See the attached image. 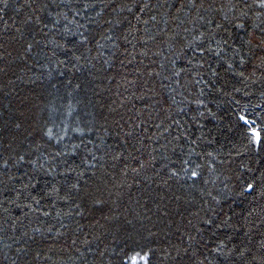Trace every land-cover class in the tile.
Segmentation results:
<instances>
[{
  "label": "snow or ice",
  "instance_id": "obj_1",
  "mask_svg": "<svg viewBox=\"0 0 264 264\" xmlns=\"http://www.w3.org/2000/svg\"><path fill=\"white\" fill-rule=\"evenodd\" d=\"M169 18L180 31L160 27ZM150 21L155 31L137 35V24ZM150 42H171L147 72L151 87L138 59L151 51ZM256 84L264 92V0H0V96L15 93L11 118L0 111V264L74 258L93 264L87 253L94 241L121 217L133 225L126 213L135 209L123 191L132 186L116 175L149 168L147 179L172 192L177 211L182 202L187 214L161 230L145 224L152 221L149 199L137 198L146 210L135 218L147 234L129 233L132 242L121 245L114 264H127L125 257L144 264H264V211L249 201L256 192L264 197V168L238 164L234 181L202 187L210 183L204 169L218 173L232 163L203 147L213 142L204 139V121L216 116L209 105ZM146 96L151 104L128 107ZM235 115L249 147L264 150V121L257 127L239 109ZM152 183L135 187L148 192ZM157 210L170 216L167 206ZM97 249L99 257L108 251Z\"/></svg>",
  "mask_w": 264,
  "mask_h": 264
},
{
  "label": "trees",
  "instance_id": "obj_2",
  "mask_svg": "<svg viewBox=\"0 0 264 264\" xmlns=\"http://www.w3.org/2000/svg\"><path fill=\"white\" fill-rule=\"evenodd\" d=\"M10 2L15 5L16 0H10ZM15 15V11L10 8L8 10V16ZM143 19H149V13L145 12ZM169 20L170 22L168 25L161 23L160 27L168 28L170 34L171 30L174 28L177 31H180V29L177 28V24L172 23L171 18H169ZM253 20H255V15H253ZM133 23H136V21H133ZM137 27L141 29L140 33H136L137 35H143L142 30L147 27H152L155 31V26L151 21L148 25H144L142 23L137 24ZM170 43L171 42H164L156 44L155 42H150L151 51L148 52V55L144 57H138V59H143L144 63L143 65L139 66V70L145 72V80H147L149 87L152 86L153 82L152 80L148 79L147 72L157 68L158 63L163 61L165 53L171 51V48L169 47ZM139 51H145V49L140 48ZM156 51L161 53L160 56L152 55V53ZM105 55H107V52H105ZM153 60L157 61V64H153ZM145 65H147V68L144 67ZM133 68V65H129L128 71L130 74H134L131 72ZM19 88H24L27 91V87L23 84H18L17 90ZM132 90L136 91V89ZM120 91H123V89H120ZM244 91L246 94L237 93L232 99H230L228 96H217L213 98L214 102L209 105V107H211L216 113V116L214 119L210 118L204 121L206 133L204 139L205 141L212 139L213 142L211 144L205 143L203 147L208 151H213L214 154H218V158L232 161L230 165L226 163L225 165L220 166V172L224 173L223 175H220V172L213 173L207 169H204V179L210 181V183L208 185H202V187H206L209 190L219 187L221 181L226 183L229 182L227 179L229 176H232L234 181L235 171L233 170L237 169L238 164H242L245 167H250L253 169L264 168V150L259 148H250L248 143L244 140L239 130L235 126V113L237 109H239L240 112L246 115L249 119H255L257 121V127L261 126L260 121H264V92H262L260 84L252 85L251 88L245 89ZM137 94L145 95V92L141 90L138 91ZM14 95L15 93L8 96H0V111L5 113L4 118L6 119L11 118V107L15 103ZM113 99H115V97H113ZM237 100L239 103H236ZM151 103L152 101L148 100L147 96L144 100H136L133 98L132 103L129 104L128 107H132V104H134L135 108L133 109V112H135L142 106ZM120 111L124 112L125 109H121ZM128 114L132 115L133 113ZM144 118H148L147 112L144 113ZM152 118L155 119L154 113ZM154 131L155 129H150V133ZM199 134L200 133L197 132V135ZM148 143H151L153 148L156 147V144L151 141L145 142L146 145ZM137 147H140V145L137 144ZM149 150L150 149L147 147L141 148V151L145 153ZM238 152L243 153V155H238ZM153 171V169L149 168L147 171H142L140 176H136L134 173L129 171V175L126 179L120 177L117 174L118 169L114 171V174H117V182L124 181L126 184L132 186L130 192L127 187L123 191L125 192L124 199L128 203L129 208L135 209V212L129 211L126 213L128 218L133 220V225L126 224L123 217H121L119 221H115L110 226V230L106 236H103L100 241H94V243L90 246L91 250L87 253L89 261H93V264H110V261H112L114 264V261L117 259L115 253L119 252L121 245L125 242H132L128 239L129 233H131L132 236L136 237L137 239L139 238L137 229H139L140 232H144L145 235L147 234L144 228L141 226L139 220L135 218L136 212L143 213L146 210L144 207H142L143 201H141V205H137L135 203L137 198L144 196L149 199L148 206L152 209V211L148 212V215L152 216V221H145V224L151 226L152 222H156V227L161 230H166V223L169 220L180 222L181 213H184L185 215L187 214L184 210V207L182 206V202H180L179 211H177L178 203L174 200V198H172V192L156 188V185L147 179V177L153 174ZM211 181H215V184H212ZM136 183H140L141 187H147L149 183H152V187L148 189V192H151V197H148V192L141 193L138 191L135 187ZM173 191H175V189H173ZM158 194H165L166 198L164 200H160ZM249 201H251L252 206L255 207L257 212L264 211V208H262V205H264V197H261L259 192H256L254 196H250ZM157 206H159L161 209L167 206L170 216L161 218L160 212L157 210ZM244 206L247 207L248 202H245ZM161 235H163V231L161 232ZM97 245H99V249L101 250L105 247L107 248L108 251L103 257L95 256V253L98 250ZM78 246L83 250L84 246L82 242H80ZM94 257L95 259H93ZM125 260L127 264H144V261L139 257L134 260L125 257ZM67 264H80V261L78 258H74L73 260L68 261Z\"/></svg>",
  "mask_w": 264,
  "mask_h": 264
}]
</instances>
